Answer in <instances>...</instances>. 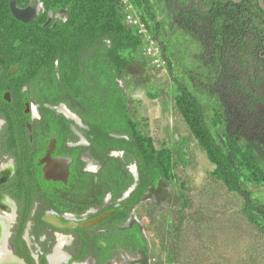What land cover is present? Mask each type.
Segmentation results:
<instances>
[{
  "label": "trees",
  "instance_id": "obj_1",
  "mask_svg": "<svg viewBox=\"0 0 264 264\" xmlns=\"http://www.w3.org/2000/svg\"><path fill=\"white\" fill-rule=\"evenodd\" d=\"M130 1L159 41L152 21L158 11L163 13L165 10L158 8V0ZM42 3L43 12L34 21L25 23L11 14L9 0H0V66L4 68L3 77L9 80L10 89L22 97L26 93H20L21 87L28 83V101L35 97L41 106L45 103H64L76 112L88 127L86 134L91 146L86 150L103 162L104 174L98 182H93L82 173L78 165L80 153L84 151L82 147L64 146L63 153L73 159L67 185L43 180L40 167L36 166L37 158L28 159V163L40 186L49 192L61 188L60 191L66 192L73 189L70 194L81 191L95 193L86 202L83 201L87 209L95 205L97 199L102 200L108 191L114 194L115 201L129 189L134 183V176L128 171V165L134 162L139 174L134 191L118 207H109L107 212L110 214L98 226L120 224L128 219L132 209L143 201L151 187L161 180L171 182L175 179L172 149L157 148L153 139L143 132L131 115L127 94L118 83L131 67H142L146 74L149 73L147 60L142 57L143 53L146 54L143 40L126 22L127 9L119 0H42ZM17 4L24 6L29 4V0H17ZM50 11L55 15L62 11L56 23L55 20L47 22ZM166 39L169 40L170 36L167 35ZM159 43L163 65L158 68L151 59V72L155 74L164 72L163 67L167 69L165 72L175 87L176 107L208 160L215 165V177L224 183L228 191L241 197L247 220L264 231V188L252 190L253 187H264V156L260 148V140L264 139V116L255 120L256 127L252 126L254 122L251 123L249 131L244 133L239 130V121L234 114V108L238 106L230 104L232 111L227 112L228 104L219 83L217 85L219 63L214 66L205 64L209 50L196 46L198 51L194 60L197 64L190 60V67L195 66L190 72L187 57H190L188 44L191 41L178 42L180 49L177 51L180 54L183 51L182 56L186 55V62L181 61L182 64L171 45ZM184 51L187 53L184 54ZM182 65L186 66V71ZM12 66H18V71L7 75ZM196 82L200 85L207 83L208 87H204L206 91L197 92L199 84ZM206 96H210L208 109L202 104V99L208 102ZM42 110L49 130H56L57 123H60L61 129L66 131L65 135L77 140L69 128L70 121L55 116L48 109ZM49 136L50 133L47 134ZM33 144L28 140V152L35 149ZM113 150L123 151L124 158L120 160L107 156ZM75 185L78 188H74ZM79 232L84 246L76 260L96 251L102 263L109 261L118 237L126 238L128 242L136 241L135 246L143 247L145 251L149 248L136 223L121 235L113 233L111 237L107 231L95 235L92 243L86 240L83 229Z\"/></svg>",
  "mask_w": 264,
  "mask_h": 264
},
{
  "label": "flooded vegetation",
  "instance_id": "obj_2",
  "mask_svg": "<svg viewBox=\"0 0 264 264\" xmlns=\"http://www.w3.org/2000/svg\"><path fill=\"white\" fill-rule=\"evenodd\" d=\"M158 8L165 10L163 13L158 11L152 21L159 41L171 45L173 51L178 42L197 44V40L206 47L209 55L205 64L220 65L218 83L228 104L226 111H232L230 104L238 106L234 108V114L242 132L249 131L253 122L252 126L256 127L255 120L264 116V0H203L201 3L200 0H178V8L175 0H158ZM60 12L53 13L51 21L56 23L62 14ZM18 69V66H12L6 73L14 75ZM3 72L4 68L0 66V264H52L51 256L62 235L69 240L65 245L69 257L61 263L90 264L86 258L93 257L91 253L76 260L84 246L79 229H83L86 240L92 243L95 235L104 231V225L98 224L107 219L110 214L107 209L126 201L129 189L138 179L115 201L112 196L111 204L103 210L104 198L102 201L97 199L95 205L85 209L86 200L95 193L81 191L70 194L73 189L71 192L60 191L61 188L54 192L43 189L28 159L37 158L36 166L40 167L43 180L67 185L73 159L63 153L64 146L90 147L86 134L88 127L80 117L82 124L71 122L69 128L77 137L76 141L65 135L60 123H57L56 130H49L42 108L55 116L74 121L61 109L55 111L56 107L64 105L45 103L41 106L33 100L28 101V83L21 87L20 93H26L25 97L19 95L24 98L22 101L14 89H10V82L3 77ZM28 140L34 143L35 148L29 152ZM114 152L117 151L108 154ZM89 156L86 160L81 159L83 163L87 161L86 168L81 171L93 182H98L99 165L90 158L92 155ZM48 166L51 167L50 173ZM76 168L78 170V165ZM95 207L101 210L96 211ZM91 222L92 225H85ZM97 254L98 264H103L100 254Z\"/></svg>",
  "mask_w": 264,
  "mask_h": 264
},
{
  "label": "rangeland",
  "instance_id": "obj_3",
  "mask_svg": "<svg viewBox=\"0 0 264 264\" xmlns=\"http://www.w3.org/2000/svg\"><path fill=\"white\" fill-rule=\"evenodd\" d=\"M196 43L195 47L193 43L188 45L190 57H187V66L190 72L195 69V66L190 67V60L197 56L198 50L195 48L202 46L197 40ZM179 49V45L174 49L177 60L186 62V55L182 56L183 51L181 55L177 51ZM142 57L147 60L146 65L153 69L151 57L144 53ZM192 62L197 64L195 60ZM182 67L186 71V66ZM150 68L146 74L145 68L131 67L118 83L127 94L131 115L136 118L143 132L153 139L157 148L172 149L175 179L171 182L161 180L151 187L126 221L102 228V233L107 231L110 236L113 233L119 235L136 223L148 242V251L136 247V241L128 242L126 238L118 237L112 250V259L103 264H169L170 260L172 264H264V231L247 220L241 197L228 191L224 183L215 177V165L208 160L176 107L175 87L165 72L167 69L163 67L164 72L154 74ZM219 81L218 77L217 85ZM204 87H208L205 82L197 85V92L206 91ZM206 97L208 102L202 99V104L208 109L210 96ZM32 100L37 103L35 97ZM61 104L68 108L64 103ZM260 143L263 157L264 139ZM82 148L84 151L80 153L78 165L83 171L87 161L83 163L81 159L86 160L90 153L87 147ZM107 156L121 160L125 155L117 151ZM90 158L101 167L97 165V174L102 177L103 162L92 156ZM50 170L48 166V173ZM128 171L134 177V173H138L134 162L128 165ZM56 175L60 176L58 171ZM262 188L253 187L252 190L259 191ZM106 193L102 210L111 204L112 196L114 199L111 191ZM94 209L101 210L97 207ZM96 253L86 258L90 264L99 263Z\"/></svg>",
  "mask_w": 264,
  "mask_h": 264
},
{
  "label": "built area",
  "instance_id": "obj_4",
  "mask_svg": "<svg viewBox=\"0 0 264 264\" xmlns=\"http://www.w3.org/2000/svg\"><path fill=\"white\" fill-rule=\"evenodd\" d=\"M127 9L126 22L131 25L136 35L143 40V50L151 57L153 63L161 68L162 61V47L159 41L155 38L153 32L149 28L148 24L144 22L138 15V12L134 9L130 0H119Z\"/></svg>",
  "mask_w": 264,
  "mask_h": 264
},
{
  "label": "water",
  "instance_id": "obj_5",
  "mask_svg": "<svg viewBox=\"0 0 264 264\" xmlns=\"http://www.w3.org/2000/svg\"><path fill=\"white\" fill-rule=\"evenodd\" d=\"M203 0H200V3ZM237 1V0H235ZM175 7L178 8V0H175ZM9 8L11 11V14L17 19L20 20L22 22L28 23L31 21H34L39 15L40 12L44 9L42 0H29V4L27 7H20L17 4V0H9ZM61 14V13H60ZM53 17V12H50L49 16H48V21L50 22L52 20ZM75 116H77L75 114ZM78 118V124H82L81 119L77 116ZM138 178V174H135V180L137 181ZM136 187V184L133 185V187L131 189H129L128 191V195L134 190V188ZM93 223H86V226H90Z\"/></svg>",
  "mask_w": 264,
  "mask_h": 264
},
{
  "label": "bare ground",
  "instance_id": "obj_6",
  "mask_svg": "<svg viewBox=\"0 0 264 264\" xmlns=\"http://www.w3.org/2000/svg\"><path fill=\"white\" fill-rule=\"evenodd\" d=\"M59 109H61V111H64L66 113H68L71 117L72 120H74V122H78V118L77 116H75V114L70 111L67 107L65 106H59L55 108V111H59ZM70 112V113H69ZM72 113V114H71ZM62 172H65L64 169H59ZM9 215V214H8ZM4 216V215H3ZM6 218V217H5ZM4 219V218H3ZM4 221V220H3ZM56 224H59V222L54 221ZM4 223V222H3ZM7 223H5L6 225ZM9 224V223H8ZM14 224V223H13ZM13 227V226H12ZM7 229V228H6ZM8 230V229H7ZM7 236V235H6ZM6 238V237H5ZM69 240L66 236H60L59 237V242L58 245L56 247L55 253L54 255H50L51 256V261L52 264H62L61 260H66L68 259L69 255L68 253L65 251V245L68 244ZM1 250V249H0ZM4 254V253H3ZM50 259V258H49ZM82 264H87V263H82Z\"/></svg>",
  "mask_w": 264,
  "mask_h": 264
},
{
  "label": "clouds",
  "instance_id": "obj_7",
  "mask_svg": "<svg viewBox=\"0 0 264 264\" xmlns=\"http://www.w3.org/2000/svg\"><path fill=\"white\" fill-rule=\"evenodd\" d=\"M161 45V44H160Z\"/></svg>",
  "mask_w": 264,
  "mask_h": 264
}]
</instances>
